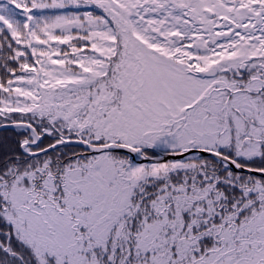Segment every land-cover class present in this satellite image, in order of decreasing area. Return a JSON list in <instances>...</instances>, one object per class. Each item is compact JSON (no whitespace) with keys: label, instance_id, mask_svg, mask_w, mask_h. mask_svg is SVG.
Listing matches in <instances>:
<instances>
[{"label":"trees","instance_id":"trees-1","mask_svg":"<svg viewBox=\"0 0 264 264\" xmlns=\"http://www.w3.org/2000/svg\"><path fill=\"white\" fill-rule=\"evenodd\" d=\"M81 2L0 0V124H32L43 137L29 150L44 148L57 136L136 146L122 137L106 139L105 124L100 126L107 116L102 108L109 112L123 105L121 84L114 81L120 65L110 63L125 53L128 33L106 8L93 2L80 7ZM219 2L227 9L255 6L254 0ZM172 10L186 19L170 32L178 33L187 57L194 50L189 44L207 38L206 28L185 16L188 7ZM133 19L130 31L150 46L172 51L170 44L178 45ZM76 22L80 29L73 27ZM133 44L144 48L137 40ZM26 139L32 135L25 129L0 131V174L6 182L18 178L23 188L16 202L0 190V264H220L250 244L248 236H264V185L258 188L253 176L213 158L141 165L116 152L72 157L82 149L67 146L34 157L40 160L28 167L32 157L20 150ZM235 148L223 153L264 169V156L241 158ZM100 157L109 160L104 170L97 167ZM12 203L19 209L10 208ZM31 204H40L34 208L40 229H30L33 239H25L27 224L17 212L25 214Z\"/></svg>","mask_w":264,"mask_h":264},{"label":"rangeland","instance_id":"rangeland-1","mask_svg":"<svg viewBox=\"0 0 264 264\" xmlns=\"http://www.w3.org/2000/svg\"><path fill=\"white\" fill-rule=\"evenodd\" d=\"M82 1L93 2L98 7L106 8L111 19L118 20L121 27L128 33L130 41V43L125 42V53L120 51L116 59L110 63L111 66L120 65V70L114 75V81L121 84L123 105L120 110L113 107L109 112L102 108L101 114H107V116L101 120L100 126L102 128L105 124L106 136L104 137L106 139L122 137L136 146H144L160 152H171L186 148L218 150L230 144L231 138H234L235 155L249 158L262 152L254 141V136L257 134L251 121H248L249 126H245V121L236 115L234 118L236 131H231L223 121L226 111L223 110L220 101L222 97L220 85L228 82L224 75L212 82L210 79L195 76L191 73L192 71H186L184 64L179 63L176 56L178 53L174 54L176 49L167 51L166 45L150 46L138 34L135 35L130 31L131 18L135 17L134 22L144 23L149 33L159 38L164 37L169 41L173 38L170 32L175 26L173 24L177 23L176 26H180L181 20L186 21L184 15L180 16V19L174 17L172 8L186 6L188 14L185 16L193 22L203 21L208 33L211 34L208 42L226 38L235 40L236 47L230 50L224 49L222 54L223 64L232 69L235 60L240 55L249 53L247 49L250 47L247 39L241 38L242 33L239 32L250 33L245 24L251 25L249 19L256 8L235 6L227 9L219 0H170L169 6L164 3L165 0ZM84 2L77 5L89 6ZM207 9L213 12L212 17L206 14ZM72 26L73 24H68L66 27L71 28ZM73 27L81 28L79 22H76V26ZM133 39L144 48L137 49L133 44ZM204 43L206 44L204 39L195 42L197 46ZM201 64L209 65L204 59H201ZM239 95L241 98L235 97V101L248 98L243 94ZM245 105L239 108L242 116L250 119L260 114L253 112L251 106ZM39 160L40 158L32 157L25 165L30 167ZM98 160L102 161L97 167L104 170L103 167L109 163L108 158L100 157ZM139 164L154 165L155 163ZM246 165L251 168L262 166L251 162H247ZM35 167L27 175L30 182L36 171ZM7 172L10 173L11 170L7 168ZM13 172L16 174L15 170ZM17 179L14 177L6 182L5 175L0 174V190L5 188L7 196L15 202L22 199L23 190ZM252 182L260 188L264 185V177L253 176ZM39 207L40 204H31V209L25 214L22 211L17 212L19 216L24 215V218L21 216L19 219L21 222L24 219V224L25 222L27 224V228L24 227L27 234L22 231L25 239H33L30 229L39 232V225L34 224L36 222L34 208ZM10 208L19 209V206L16 207L15 203H12ZM248 238L252 239L250 244L240 246L237 251L228 252L229 254L227 253L225 257L226 262H220V264H264V236L255 239V236L251 235Z\"/></svg>","mask_w":264,"mask_h":264},{"label":"flooded vegetation","instance_id":"flooded-vegetation-1","mask_svg":"<svg viewBox=\"0 0 264 264\" xmlns=\"http://www.w3.org/2000/svg\"><path fill=\"white\" fill-rule=\"evenodd\" d=\"M254 4L255 6H253V8L256 9L249 19L251 25L248 26L245 24L250 33L245 34L243 31L239 32L242 33L241 38L247 39V43L250 47L247 49L249 53H245L242 56L240 55L238 59L235 60L236 62L233 64L232 69H229L225 66L226 64H223L222 54L225 50L236 47V43L233 42V39L227 40L228 38H226L224 40L208 42L211 34L208 33L206 29L207 38L204 39L206 40V44L204 43L201 46L189 44V48L193 49L194 47V50L192 55H188L187 57L183 50V48H186L185 45L170 44L173 51L176 49L174 54L178 53L176 55L177 59L179 63L185 65L187 72L192 71L191 73H194L195 76L210 79V82L218 77L221 78V75H224L228 79V82L225 84L221 83L220 85L222 89L220 101L223 105V110L226 111L223 121L231 131L237 130L234 119L236 115L245 121V126H249L248 121H251V125L257 134L254 136V141L262 150L258 155L249 158L243 157L245 159H250L252 157L258 159L264 156V0H254ZM229 36L233 37L232 35ZM226 40L227 42H225ZM190 57L192 61L188 62V58ZM201 59H204L209 65L201 64ZM204 70L214 74L206 76L204 73H200ZM239 94H243L248 98L246 100L235 101V97L241 98ZM244 104H246L245 106L247 107L251 106L253 112L260 114L258 116L250 115L252 116L250 119L242 116V112L239 108ZM233 139L234 138H231L230 144L219 148L221 153L227 152L224 149L234 146Z\"/></svg>","mask_w":264,"mask_h":264},{"label":"water","instance_id":"water-1","mask_svg":"<svg viewBox=\"0 0 264 264\" xmlns=\"http://www.w3.org/2000/svg\"><path fill=\"white\" fill-rule=\"evenodd\" d=\"M206 12L209 17H212L214 15L213 12L208 9L206 10ZM200 73H204V75L206 76H210L214 74L207 70L201 71ZM10 128L26 129L29 130L33 135L34 137L33 141L29 142L28 140H23L20 144L21 151L26 156H38L59 147L74 146L81 148L82 151L73 156L92 155V154H99L102 152H116L128 156L132 161L136 163H143V162L159 163V162H167V161H184L190 157H211L217 160L219 163L223 164L226 168H228L231 171L245 173L258 177H264V169H257V168L244 166L217 151L198 149V148H186L179 151L160 152L150 149L148 147H136L129 144L114 142V141L103 142L100 144H93L81 138L60 137L44 148L35 151H29L27 150V147L37 143L39 140H41L43 135H39L36 129L31 124L24 121H13L9 123L0 124V131ZM146 149L153 150L155 155L145 154L144 150Z\"/></svg>","mask_w":264,"mask_h":264}]
</instances>
